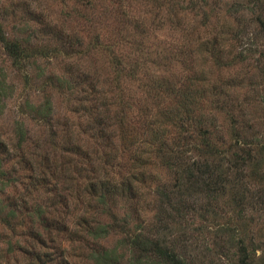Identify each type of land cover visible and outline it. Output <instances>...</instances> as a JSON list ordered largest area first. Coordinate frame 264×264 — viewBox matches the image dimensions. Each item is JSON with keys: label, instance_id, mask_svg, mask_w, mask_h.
Wrapping results in <instances>:
<instances>
[{"label": "trees", "instance_id": "trees-1", "mask_svg": "<svg viewBox=\"0 0 264 264\" xmlns=\"http://www.w3.org/2000/svg\"><path fill=\"white\" fill-rule=\"evenodd\" d=\"M186 2L207 33L188 63L206 86V104L187 110L191 94L183 91L196 82L181 83L171 137L145 138L149 123L118 116L112 109L122 95L113 88L114 102L94 64L69 75L79 78L76 104L56 127L48 88L42 100L18 105L26 118L0 127V196L18 171L30 198L16 206L4 197L7 210L0 198V224L12 233L24 227L23 246L0 249V264H264V7ZM36 32L31 40L0 16V50L23 79L27 63L81 45L75 31L60 43ZM13 91L0 74V116Z\"/></svg>", "mask_w": 264, "mask_h": 264}, {"label": "rangeland", "instance_id": "rangeland-1", "mask_svg": "<svg viewBox=\"0 0 264 264\" xmlns=\"http://www.w3.org/2000/svg\"><path fill=\"white\" fill-rule=\"evenodd\" d=\"M227 1L222 0V3ZM246 1L249 5L257 1L264 7V0ZM186 5V0H0V16L5 19L7 28L13 26L16 33L23 30L33 40L32 36L39 28L43 36H37H51L60 43L63 34L75 31L81 41L77 51H69L64 46L66 51L55 58L27 63L24 79L23 72L13 68L0 50V74L5 75L14 90L0 116L1 130L10 127L13 120L26 118L24 114L20 115L18 105L25 98L42 100L45 88L51 94L54 106L52 123L56 127L54 121L62 122L63 114L76 104L73 95L80 86L79 78L74 81L69 75L74 76L85 65L94 64L102 71L98 81H104V87L109 84L112 88L110 94L114 102L118 98L113 88H117L118 96L122 95L112 109L118 116H125L130 123H149L152 128L143 131L145 138H148V132L157 140L171 137L174 120L180 112L169 109L175 105L173 100L183 106V99H178L181 83L190 77V83L196 82L194 76L200 78L199 72L189 71L188 63L192 57L200 55L198 42L207 34L198 26V19L184 10ZM48 20L56 23L48 25ZM83 48L85 53L81 52ZM252 60L249 62L255 65ZM39 71L41 76L37 75ZM248 71L251 73L253 69ZM54 75L60 76L52 78ZM211 78L216 80L213 76ZM251 81L248 77L250 95L253 94ZM213 83L217 84L213 81L207 84L210 92L217 91L213 89ZM205 87L196 82L183 91L185 95L191 94L189 104L184 105L187 110L202 107ZM250 113H254V107L250 108ZM147 171L153 172L150 167ZM5 179L0 196L5 204L9 201L4 197H12L16 206L21 200L29 203V194L26 196L22 190L19 172L15 171ZM19 208L17 213L22 209ZM11 228H15V233L0 224L2 250H8L10 245L13 249L23 246L24 231L21 228L24 227ZM107 240H116V237L109 236ZM16 241L19 244L16 245Z\"/></svg>", "mask_w": 264, "mask_h": 264}]
</instances>
